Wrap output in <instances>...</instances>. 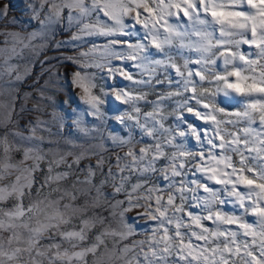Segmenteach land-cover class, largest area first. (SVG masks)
<instances>
[{
	"label": "snow or ice",
	"instance_id": "snow-or-ice-1",
	"mask_svg": "<svg viewBox=\"0 0 264 264\" xmlns=\"http://www.w3.org/2000/svg\"><path fill=\"white\" fill-rule=\"evenodd\" d=\"M40 7L47 10L42 25L59 23L65 16L70 25H78V31L70 37L71 41H80L84 36L136 35L138 31H128L129 26L134 25H129L127 19L135 21L136 25L143 28L145 38L150 37L148 43L116 39L103 45L102 51L94 45L78 56L64 58L73 63H81L80 58H83L84 67H93L100 66L99 61L110 55H117L126 62L139 61L138 66L149 74V78L155 75L160 66L167 72L174 70L180 78L178 87L161 95L160 102L155 103H161L171 96L190 93L182 102V107L202 119L211 132L209 135V132L202 134L195 131L197 139L206 143L210 151L200 152L195 157L200 163L194 170L209 175L212 184H200L204 195L193 191L191 200L195 203L191 205L189 198L184 195L187 189L183 183L175 191L171 186L166 189L149 188L143 215L149 221L156 222L155 227L146 239L134 241L119 250L125 264H264V0H40ZM7 10V6L0 9V15H5ZM101 13L106 19L100 18ZM173 17L179 20L186 18L185 31H179L178 26L170 22ZM39 34H30L29 43H24L19 34L8 33L13 42L12 47H0V55L7 57L15 54L18 43L30 47L31 39ZM7 43L5 40V45ZM174 44L194 51L196 58H185L181 63L166 54ZM116 45H121L124 51L114 53L112 50ZM243 45L255 51H245ZM56 46L60 47V42ZM153 52L156 55L165 54L164 59L155 60L150 56ZM89 57L92 63L88 62ZM14 70V66L8 65L9 73ZM108 72L128 81L143 83L135 80L133 74L123 67L109 66ZM16 78L21 79L20 75ZM166 79L167 83H172L168 76ZM156 82L164 83L159 79ZM73 83L83 92L82 100L96 108L100 101L92 94L93 85L89 75L77 71ZM116 92V99L126 103L124 97L129 95V91L118 88ZM220 94L234 97L238 110L229 111L221 106L216 99ZM189 100H194L195 104H189ZM32 132L34 136L36 128ZM148 134L151 135V132ZM179 135L185 133L181 131ZM171 139L175 140V137ZM0 143L5 145V152L10 150L6 140ZM174 146L183 148L178 144ZM161 149L162 145L156 143L141 148L139 154L130 152L132 159L121 168V172L127 169L154 170L156 162L164 155ZM32 151L25 150V160L43 159L40 155L34 157ZM149 151H152V155L146 159ZM186 154L181 151V155ZM233 155L239 159L234 160ZM61 162L63 157L54 161L57 165ZM141 163L143 169L139 168ZM17 167L10 163L0 164V180L8 169ZM38 167L39 163H36L33 168L22 170L27 175L17 176L8 185L0 184V205L9 198L16 200L10 208L0 206V264L6 261L11 264V261L23 260L25 256L28 264H87L86 257L89 254L96 256L103 236L117 233H101L90 246H81L80 242L87 239V233L95 226V222L84 219L79 230H66L63 227L81 210L65 204V211L62 212L57 206L58 201L46 199L31 202L25 207V189L32 188V172ZM171 167L172 175L180 177L174 162ZM178 167L186 165L181 162ZM163 171L167 180V170ZM49 172H52L51 165ZM67 175L58 173L54 177L47 176L45 183L60 181ZM89 175H92L91 170ZM120 179L122 187L129 177L121 176ZM212 185L224 186L223 191L230 198L233 208L239 209V213L221 207L229 200L218 198L216 189L219 187ZM132 187L136 191L141 185L137 183ZM120 190L117 188V191ZM37 192L39 194V190ZM27 195H31L30 191ZM75 198L71 197L73 200ZM201 206L206 215L188 210ZM207 221H211L214 227H209L205 223ZM132 231L129 228L127 232L119 233L120 238L126 239L132 235ZM5 232L10 233L6 240L3 236ZM45 235L49 239L59 236L62 240L41 245L40 241ZM193 238L203 243H194ZM64 241L70 244L71 250L62 248ZM77 248L79 250H75Z\"/></svg>",
	"mask_w": 264,
	"mask_h": 264
},
{
	"label": "rangeland",
	"instance_id": "rangeland-1",
	"mask_svg": "<svg viewBox=\"0 0 264 264\" xmlns=\"http://www.w3.org/2000/svg\"><path fill=\"white\" fill-rule=\"evenodd\" d=\"M7 6V13L0 15V47H12V39L7 34L17 33L23 39L24 43H29L28 37L32 33H40L34 39H31L30 45L36 46V51H31L30 48H24L20 44H16V53L10 56L0 55V72L5 73L3 80H0V101L5 103V108L0 109V141L6 140L9 151L5 152L3 143H0V164L10 163L18 165L17 168H10L5 173L6 179L0 180V184L8 185L14 182L17 176L27 175L22 170L25 168H33L36 163H39V167L32 172V188L25 189V197L23 203L25 207L31 202L38 200L59 202L58 208L60 211H64L65 204H71L73 208L79 209L75 215L72 216L71 222L63 227L66 230H79L81 221L84 219L92 220L95 222V226L92 227L87 233V239L80 242L81 246H90L95 242L96 236L100 235L101 231L105 226L111 227L109 221L111 216L109 215L111 209L108 207L109 204L115 203V200H124L125 206L127 201L125 199L127 193H114L110 187L106 184L102 191H105L107 197V203L102 207H89L92 197L96 195L95 191L89 193L86 191L89 187V179L91 185L99 186L101 179H107L109 173H115L117 177L128 176L130 183L127 187L130 189L131 184L137 182L136 175L130 172H118L117 171V152L118 149H114L109 144L107 153H102L104 156V163H99V157L85 155L80 162L74 163L73 156L67 155L69 152H76L79 154L82 149H76L72 144L66 142L65 137H59L55 135V129H52V133H49L47 121L51 117L52 101L48 97H53L58 104L60 110H70L71 107H86L80 102L77 93L79 89L67 88L63 93H57V84L63 85L65 83L70 84V76L73 71H81V73L88 72L98 73V78L107 87H124L127 90V85L130 81L124 80L122 76H109L108 70L99 71L94 67L81 68L79 64L73 63L65 59L67 56H78L80 52H87L94 45L98 46L100 51L103 50L105 45L110 39H121L128 40L129 42H135L136 38L129 37H104V36H84L80 41H71V35L78 31V25L73 23L69 24L66 16L59 22L51 25H42L41 21L45 20L47 10L41 9L40 0H0V9ZM39 13V18H37ZM144 15H147L146 13ZM101 19H106L103 14H100ZM179 20V19H177ZM186 22L185 20H182ZM129 25H134L132 29L140 33V37L143 42L147 43V39H144L145 33L140 25H136L135 21L130 18L127 19ZM131 30V29H129ZM5 40L8 41L5 45ZM57 42H60V47H57ZM41 47L43 50H41ZM116 49H121V45H116ZM242 49L249 52H254V48H250L248 45H243ZM38 52V54H37ZM159 56V55H157ZM184 56L186 58L195 59L194 53L189 50H184ZM7 59V64L5 60ZM83 62V58H80ZM97 59L99 56L97 54ZM178 61L182 63V60L177 57ZM89 63H92V58L89 57ZM134 62L113 60V67H123L126 71L133 74L135 79H139L138 70L133 67ZM8 65L14 66L15 70L9 77L7 75ZM190 67H198L190 65ZM20 75L21 79L16 80L15 77ZM167 75L172 83H154L152 93L148 97V101L143 102L142 107L144 111L151 109V101L158 100V98L165 92L175 90L178 87L179 77L176 76L174 70H169L167 73H161L156 79L163 80L164 76ZM59 78V79H57ZM148 79V77H144ZM198 80V78H196ZM25 93L28 95L26 96ZM190 93H185L183 97H173L164 101L169 108L174 107L176 100H182L190 96ZM9 97L11 103H8ZM218 103L221 106H225L229 111L238 110L236 99L234 97H224L220 94L217 97ZM189 104H195L194 100H189ZM107 111L111 115L117 109L114 105H119L118 101H115V97L109 95L107 99ZM236 105V106H234ZM125 105H119L120 109L125 108ZM203 111V109H199ZM183 118L186 121L182 128H186L187 124H192L202 134L209 131V126L205 124L202 119L196 118L193 114L183 112ZM88 120L94 121L95 118L90 115L87 117ZM39 122V124H38ZM174 123V117L167 121V124L171 125ZM109 125L114 128H120V125L116 121L109 120ZM36 128L35 135L33 136L32 129ZM67 138L76 139L71 135L72 130L66 129ZM29 137H31L29 139ZM137 139L141 141V144H151L154 141L148 137H141L137 135ZM77 143H80L78 140ZM191 145H194V141H189ZM206 147H208L206 145ZM26 149H32V155L43 156L42 160L36 161L35 159H24V152ZM217 151H219L217 149ZM139 154V149H136ZM122 155V154H121ZM63 162L58 165L54 161L61 160ZM234 160L239 158L233 155ZM164 163L163 160L159 162L160 165ZM49 165L52 167V172H49ZM159 166V165H158ZM91 170L92 175H89ZM192 172H195L193 169ZM58 173H68L69 175L60 181L50 180L47 184L45 183V177L55 176ZM199 175V174H197ZM194 178L192 173H189V179ZM177 181L181 177L176 178ZM23 182V181H22ZM158 184L159 188H167V181L162 177L158 180L153 181ZM213 187H219L212 185ZM58 189V190H55ZM39 190V194L37 192ZM30 191L31 195H27ZM68 193V195H65ZM199 195H204L203 191L200 190ZM189 194V204H194L195 201L191 200ZM75 196V200L71 199ZM230 200V198H226ZM16 203L15 198H9L0 205L5 208H10ZM154 203V202H153ZM222 208L232 212L239 213V209H234L232 203L222 205ZM51 210V209H49ZM189 211L194 212L198 215H206V212L200 208L190 207ZM143 209H134L132 213L127 214V222L132 224L135 228L136 234L130 236L127 240L123 241L122 244L117 245V250L122 249L123 244H132L137 240H144L151 235L152 229L155 227L154 221L147 220L141 213ZM99 218H104L105 223L101 225L97 222ZM209 227H214L211 221L205 222ZM235 228V226H231ZM10 235L9 232L3 233L5 240ZM243 239V237H242ZM62 238L55 236L54 239H49L47 235L40 241L41 245H47L50 243L61 242ZM194 243H203L202 241H195ZM107 243V241H106ZM7 247V244H5ZM109 247L111 244L109 243ZM62 248L70 249V244L67 241L62 243ZM71 250V249H70ZM79 250V248L75 249ZM25 258V257H24ZM27 258V257H26ZM93 256L89 254L86 257L88 264H91ZM142 259V258H141ZM172 259V258H170Z\"/></svg>",
	"mask_w": 264,
	"mask_h": 264
},
{
	"label": "clouds",
	"instance_id": "clouds-1",
	"mask_svg": "<svg viewBox=\"0 0 264 264\" xmlns=\"http://www.w3.org/2000/svg\"><path fill=\"white\" fill-rule=\"evenodd\" d=\"M170 22L178 26V30L183 32L187 28L186 22L182 20H177L174 17L171 18ZM131 29V30H129ZM128 31L130 33H136L131 26H129ZM108 37V36H104ZM117 37V36H112ZM129 38H136V43H145L143 39L140 37V33L136 35H129ZM148 40L150 37L145 38ZM116 40L110 39L106 44H109L111 41ZM25 47L24 43H18ZM146 44V43H145ZM41 50L43 48L41 47ZM184 50H189L188 48H179L177 45H173L168 48L166 54H170L174 58L179 57V59H185ZM31 51H36V46H31ZM114 53H121L124 49H116L115 47L112 50ZM190 51V50H189ZM194 53V51H190ZM38 54V52H37ZM165 54H161L159 56L156 53H150L151 57H154L155 60L164 59ZM120 58L117 55H110L105 60L99 61L100 66H93L94 68L98 69L99 71H104L105 69L108 70V67L112 66V61L117 60ZM140 62L137 61L133 64L138 70L139 79H135L138 81H143V83H135L134 81H130V84L127 85V90L129 91V95L124 97L126 103H121L120 100L116 99V90L118 87L111 86L110 88L105 86L103 82H101L98 78V73H88L84 72L81 73L82 75L87 73L91 78L92 82V94L99 98V103L96 108H92L90 105L86 104L82 100L83 92L79 87H77L73 83L74 74L77 71H73L70 76V84L65 83L63 85L57 84V93H63L69 87L72 89H79L77 96L82 103V105L86 107H71L70 110H60L58 104L56 103L53 97H48L49 100L52 101L53 107L51 111V117L47 121L49 125L48 131L52 133V129H55V135L59 137H65L66 142L73 145L76 149H82V151L77 154L74 152H69L67 155L73 156V162L79 163L80 160L87 154L91 156L99 157V163L103 165L104 163V156L102 153H107L108 145L111 144V147L114 149H118L117 157H119V163L117 165V171L121 172V168H123L132 157L129 155L130 152H136V149L139 150L144 147H148L149 144H141V141L137 139V135L139 134L141 137H148L154 142L151 143L155 145L159 143L162 145V151L164 155L160 157V159L155 164L154 170L142 171V170H133L127 169L125 171L136 175L137 182L131 184V188L129 189L127 185L130 183V179H127L123 186L121 187V179L118 178L115 173H109L107 179H101L99 182V186L91 185V180L89 179V187H87L86 191L91 193L95 191L96 195L92 197L89 207H102L104 204L107 203V197L105 196V191H102L104 186L107 184L108 187L112 189L114 193H127L125 199L127 201V205L125 206L124 200H115V203L109 204L108 207L111 209L109 215L111 216V220L108 222L111 227L105 226L101 233H117L116 235H104L103 236V243L100 245L97 254L95 257L92 258L91 264H125L124 258L122 257L120 251L117 250V245L122 244L123 241L127 240L130 236H134L136 234L135 228L132 224L127 222V214L132 213L134 209L141 208L143 209V213L146 211L145 205L148 203L147 196H148V189L152 187H158V184L153 183V181L158 180V178H163L165 180L164 171L167 170V188L169 186L172 187V190L175 191L177 187L183 183V186L187 189L184 193L186 198H189V194H192L193 191L199 193L200 188L199 185L203 183L212 184V180L210 176L205 174L203 171L196 170L192 172L196 165L200 163V161L196 160L195 157L199 155L200 152H209L210 149L206 147V143L201 140H198L195 131L197 130L192 124H187L186 128H182L181 126L186 123L183 119V112H187L185 108L182 107V100H176L174 102V107L169 108L163 102H160L161 96L158 100L151 101V109L148 111H144L142 107L143 102L148 101L149 95L152 93L154 88V81L157 83V76L161 73H167L166 69L163 66H160L155 75L149 78V74L144 72L142 68L138 66ZM79 64L81 68L84 67L81 63ZM116 68V67H113ZM7 71V70H6ZM7 75L10 77L11 73L7 71ZM109 76H116L114 73L110 74ZM5 77L4 72H0V80H3ZM144 77H148L145 79ZM167 75L164 76V83H167ZM17 80V78L15 77ZM59 79V78H57ZM126 80V79H124ZM128 81V80H126ZM120 90H124V87H119ZM166 93V92H165ZM163 93V94H165ZM162 94V95H163ZM27 96L28 94L25 93ZM109 95L115 97V101L119 102V105H125L126 107L123 109L119 108V105H114L117 111H114L111 115L107 111V99ZM134 97H141V99H133ZM173 97H183V96H171L168 99ZM217 99V98H216ZM8 103H11V98L9 97ZM5 108V103L0 101V109ZM153 115H149V114ZM94 117V121H90L87 119L88 116ZM174 117V123L169 125L167 121L170 118ZM109 120L116 121L117 124L120 125V128H114L113 126L109 125ZM66 129H71V135L74 136L76 139H69L67 138ZM153 129H155L153 131ZM164 129H169L170 131L165 132ZM183 131L185 135L181 136L179 133ZM151 132V135L148 133ZM175 137V140H172V137ZM80 143H77V141ZM194 141V145H191L189 141ZM171 141V143H170ZM182 145L183 148H177L174 145ZM155 149L153 148V151ZM181 151L186 152V155H181ZM137 153V152H136ZM122 154V155H121ZM152 155V151L147 153V158H150ZM163 160L164 163L162 165L159 162ZM78 161V162H77ZM177 165L176 171L180 173V179L177 181V176L172 175V163ZM181 162H183L186 167H178ZM159 165V166H158ZM140 169H143V163L139 165ZM124 171V172H125ZM189 173H192V179H189ZM199 174V175H197ZM69 175V174H68ZM67 175V176H68ZM128 177V176H127ZM6 179V176L3 177L2 180ZM195 182V183H194ZM140 184L141 187L136 191H133L134 184ZM117 188H120V191H117ZM224 186L221 185L218 189H216L218 193V198H223L226 200L228 198L227 193L223 191ZM68 195V193H65ZM179 195V193H177ZM44 199L47 200V197ZM229 203H232L229 200ZM59 205V203H58ZM57 205V206H58ZM51 211V210H50ZM65 211V209H64ZM144 216V215H143ZM147 220L148 217L144 216ZM97 222L101 225H104L105 220L104 218H99ZM131 228L132 235L128 236L126 239H121L119 233L127 232L128 229ZM100 233V234H101ZM107 241V243H106ZM138 241V240H137ZM109 243L111 247H109ZM129 244H123V247ZM15 246V245H13ZM122 247V248H123ZM7 249V247H6ZM27 256L23 260H13L11 264H28ZM5 264H8L6 261ZM88 264V262H87Z\"/></svg>",
	"mask_w": 264,
	"mask_h": 264
}]
</instances>
